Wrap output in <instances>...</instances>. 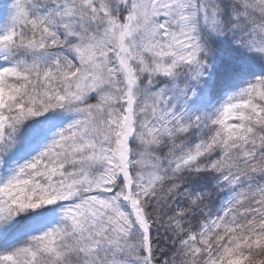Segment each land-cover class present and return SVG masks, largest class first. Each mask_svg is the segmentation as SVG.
Wrapping results in <instances>:
<instances>
[{"label": "snow or ice", "instance_id": "snow-or-ice-1", "mask_svg": "<svg viewBox=\"0 0 264 264\" xmlns=\"http://www.w3.org/2000/svg\"><path fill=\"white\" fill-rule=\"evenodd\" d=\"M0 264H264V0H0Z\"/></svg>", "mask_w": 264, "mask_h": 264}]
</instances>
